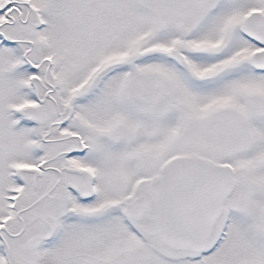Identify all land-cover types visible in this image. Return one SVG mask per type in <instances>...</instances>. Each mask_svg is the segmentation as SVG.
Instances as JSON below:
<instances>
[{"label": "snow or ice", "instance_id": "1", "mask_svg": "<svg viewBox=\"0 0 264 264\" xmlns=\"http://www.w3.org/2000/svg\"><path fill=\"white\" fill-rule=\"evenodd\" d=\"M0 264H264V0H0Z\"/></svg>", "mask_w": 264, "mask_h": 264}]
</instances>
